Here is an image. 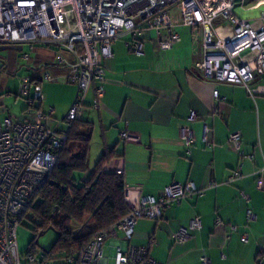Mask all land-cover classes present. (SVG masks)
<instances>
[{
  "label": "crops",
  "instance_id": "0c3cea01",
  "mask_svg": "<svg viewBox=\"0 0 264 264\" xmlns=\"http://www.w3.org/2000/svg\"><path fill=\"white\" fill-rule=\"evenodd\" d=\"M246 4L258 7L264 0H244L242 5ZM174 23L180 40L166 50L159 49L153 29L134 36L123 32L112 42V56L103 60L104 91L98 107H93L96 82L84 99L82 119L91 123V140L83 176L88 177L109 150L104 169L120 173L126 190L158 196L172 182H192L201 191L172 203L159 219L140 218L129 240L118 232L108 244L147 245L161 264H257L258 254L264 251V76H255L248 87L201 79L202 29L195 37L180 18ZM134 38L142 42L140 55L128 48ZM15 46L21 49L0 50V122L8 117L13 122L29 121L40 107L36 101L27 108L18 92L21 79L28 77L29 94L38 86L44 95L42 107L53 108L46 124L66 129L63 117L77 88L67 79L69 68L56 64L55 55L60 53L67 60L72 55L55 43ZM45 69L54 77L52 81L41 80ZM14 79L15 89H10ZM192 111L196 118L189 120ZM184 127L193 134L189 147L180 138ZM123 129L137 140L121 139ZM204 130L209 146L203 140ZM235 131L241 133L244 156L227 143ZM237 167L241 177L228 182ZM248 209L253 213L250 220ZM195 217L200 227L190 229ZM181 228L188 230L183 241L177 240ZM243 234L246 242L241 240ZM203 256L207 262L201 260Z\"/></svg>",
  "mask_w": 264,
  "mask_h": 264
},
{
  "label": "built area",
  "instance_id": "2783aa9c",
  "mask_svg": "<svg viewBox=\"0 0 264 264\" xmlns=\"http://www.w3.org/2000/svg\"><path fill=\"white\" fill-rule=\"evenodd\" d=\"M236 1L0 0V44H57L72 55V60L57 53L55 63L69 68L67 79L77 88L63 117L64 130L46 124L53 108L42 107L44 95L38 86L29 94L28 77L21 79L18 92L25 97L27 108H32L36 101L40 107L34 109L29 121L13 122L8 117L0 122V264H43L48 257L46 251L41 256L36 250L24 254L19 251L18 226L27 212H30L31 220L35 219L32 210L40 205L39 192L69 138L72 123L82 116L84 99L95 82L93 107H98L104 91L103 60L112 56V42L121 33L130 32L134 36L143 29H153L157 33L159 49L171 48L180 40L171 15V7L176 5L181 21L190 26L195 37L202 29V60L198 64L201 79L248 87L255 76H264V12L254 20L241 19L234 12ZM239 1L240 4L244 2ZM127 45L135 54L143 53L140 40L134 38ZM24 57L27 58V54ZM53 79L49 70L42 71L41 80ZM213 96L218 98L217 89L213 90ZM195 118V113L190 112L188 119ZM119 136L123 140H137L127 129L121 130ZM180 138L189 147L193 141L191 129L181 128ZM203 140L210 145L206 130ZM227 143L238 156L245 155L239 131L230 133ZM239 167L232 171L228 182L241 177ZM200 192L192 182H172L158 196L125 189L128 213L115 225L97 232L81 249L65 253V264H108L109 259L103 253L106 241L118 232L129 240L140 218L159 219L162 211L172 203ZM241 197L247 199L243 193ZM246 218H253L249 209ZM199 227V218H193L189 228ZM187 237L188 230L181 228L177 240L183 241ZM241 240L246 242L247 235L243 234ZM154 241L151 238L150 243ZM108 246L114 264H161L149 254L147 245ZM201 260L208 261L206 256ZM256 262L264 264V251L258 254Z\"/></svg>",
  "mask_w": 264,
  "mask_h": 264
},
{
  "label": "trees",
  "instance_id": "16d2710c",
  "mask_svg": "<svg viewBox=\"0 0 264 264\" xmlns=\"http://www.w3.org/2000/svg\"><path fill=\"white\" fill-rule=\"evenodd\" d=\"M90 131L91 123L82 116L72 123L69 138L39 192L40 205L32 210L36 234L49 229L57 234L47 256L53 249L64 253L81 249L97 232L128 213L122 175L104 169L111 157L109 150L99 157L89 176H83L88 170ZM85 215L88 218L83 220ZM32 241L26 252L35 250V238Z\"/></svg>",
  "mask_w": 264,
  "mask_h": 264
},
{
  "label": "rangeland",
  "instance_id": "374dc122",
  "mask_svg": "<svg viewBox=\"0 0 264 264\" xmlns=\"http://www.w3.org/2000/svg\"><path fill=\"white\" fill-rule=\"evenodd\" d=\"M234 12L241 19L254 20L260 17L261 12H264V5H260L256 7V6H253V4L242 5L239 2V5L235 7ZM171 15H172L173 21L180 18L179 10L176 5H173L171 7ZM13 85L15 86V79L10 82L9 84L10 89H15V88H12ZM10 98H11L10 102L15 101L14 94H10ZM91 163H93V160ZM30 215H31L30 212H27L26 216L23 217L22 219V223L19 224L18 226L17 245H18L19 251L22 254H24L29 248L30 242L35 238L36 244H34V248L36 252L41 256L43 252L49 251L53 247L56 241V238H57V234L54 230L49 229L42 235L37 236L38 233L36 234L34 230L35 222H33L30 219ZM87 218L88 216L85 215L83 220ZM77 227H78L77 224L73 225L74 229H76ZM108 241H106L104 244L103 253H104V256L108 257L109 259L108 264H114V259L111 257L110 248L108 246ZM32 242L34 243V241ZM43 264H65V253L59 252L56 249L55 250L53 249L52 252L50 253V256L46 257Z\"/></svg>",
  "mask_w": 264,
  "mask_h": 264
},
{
  "label": "water",
  "instance_id": "95a60500",
  "mask_svg": "<svg viewBox=\"0 0 264 264\" xmlns=\"http://www.w3.org/2000/svg\"><path fill=\"white\" fill-rule=\"evenodd\" d=\"M6 48H10V49H21L20 46H15V45H1L0 46V50L2 49H6ZM44 232H39L38 236L42 235Z\"/></svg>",
  "mask_w": 264,
  "mask_h": 264
}]
</instances>
